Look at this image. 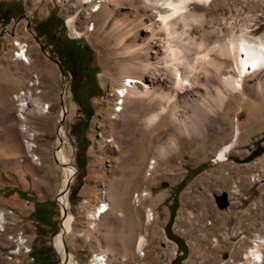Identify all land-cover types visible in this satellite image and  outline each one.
<instances>
[{
    "label": "rangeland",
    "instance_id": "obj_1",
    "mask_svg": "<svg viewBox=\"0 0 264 264\" xmlns=\"http://www.w3.org/2000/svg\"><path fill=\"white\" fill-rule=\"evenodd\" d=\"M18 2L17 17L0 21V264H35L28 249L48 246L50 264L63 263L55 246L63 221L58 193L64 177L55 159L61 100L62 146L75 167L63 243L74 263L99 264L104 256L106 264H253L244 255L257 247L264 264V248L254 245L264 238V150L245 160L264 145V69L247 72L240 88L229 90L221 77L238 76L232 59L215 47L243 30L248 40L264 41V0H187L179 10L153 0H0L10 12ZM46 17L55 33L87 48L95 68L99 95L83 112L71 100L69 74L59 73V55L34 31ZM20 47L27 60L15 55ZM170 49L188 77L183 87L175 86L173 66L165 62ZM129 75L138 78L135 88L121 98ZM145 84L149 91L137 95ZM217 90L220 109L200 125L194 106ZM20 93L28 103L23 119L15 99ZM36 103H49L48 110ZM173 113L193 121L189 135ZM237 127L233 146L218 159ZM84 141L79 178L75 159ZM222 192L228 204L219 209L214 196ZM102 203L108 208L94 220ZM31 204L46 210L48 224L29 215Z\"/></svg>",
    "mask_w": 264,
    "mask_h": 264
},
{
    "label": "bare ground",
    "instance_id": "obj_2",
    "mask_svg": "<svg viewBox=\"0 0 264 264\" xmlns=\"http://www.w3.org/2000/svg\"><path fill=\"white\" fill-rule=\"evenodd\" d=\"M154 2L161 1L162 3L171 6L174 10H179L182 7H184L185 2L187 0H153ZM209 1V0H205ZM246 30H243L240 34H238L235 37H231L228 39L225 43L221 44H216V49L217 51L225 56H229L232 59L234 69L237 73L238 77H233L231 74L228 75H223L221 77L222 82L225 84V87L229 90H236L240 88L241 85V79L247 72H253L257 70H262L264 69V41H262L260 38L258 40H248L245 38V32ZM20 50H17L16 56L18 58H21L23 60H27V56L25 55V50L20 47ZM167 59L165 62L171 63L172 67V72L175 76V81L174 84L176 87H183L184 85L188 84V77L182 76L177 68L178 64L181 62L180 55L174 50L170 49V51L167 53ZM181 64V63H180ZM158 62L154 64V66H157ZM220 66V65H219ZM219 66L216 67L218 70ZM135 75V74H133ZM138 78L135 76H128L127 78L123 79V83L120 87V93L119 96L122 98L123 96H126V91L130 90L135 83V81ZM135 88V87H134ZM149 91V87L145 84L144 89L141 91L140 89H136V94L143 96L145 93ZM22 94L20 93L19 95L15 96L16 100H19V111H18V117L20 119H23V112L24 109L27 107L28 103L27 101L24 100L21 96ZM117 99V98H116ZM222 99V94L220 90H217V95L215 98H209L206 100H201V102L194 107H196V110L198 111V114L200 115L199 119L194 118V121L200 122V125L205 124L204 122L206 121L207 116H212L215 117V111L220 109V101ZM122 102V99H120ZM118 103V102H117ZM177 104V103H175ZM35 106L39 107L41 111L46 112L49 107V103H42V104H35ZM119 106V105H118ZM117 109V108H116ZM121 109V106L118 107L117 111ZM63 109H60L59 116L62 114ZM173 120H175L176 123L179 124L181 130L189 135L191 131L189 130V125H193V121L188 122L185 118H179L176 116L174 113L172 114ZM211 118V117H210ZM197 122V123H198ZM195 123V122H194ZM199 126V125H198ZM22 131H24V126L22 125L21 127ZM238 131V127L236 128L235 132L233 133L231 141L228 143L224 144L223 147L219 150L218 153V159L222 160L225 159V153L233 146V143L236 139V134ZM193 133V132H192ZM196 134H201V130L199 129ZM64 139V138H63ZM56 150H55V159L58 161V163L62 166V171H63V184H62V189L61 192L58 193L59 201L57 203L60 204V218H62V225H60L59 231L60 233L55 237V246L57 249V252L60 255L61 262L62 264H76L74 263V259L72 261L71 254L69 252L64 253L63 251V239L62 235L70 229V222L72 220V215L68 212L67 210V200H66V191H65V185L68 181H70V177L73 173V166L71 164V159L70 156L67 154V151L65 150L64 146H62V129L60 127V124L58 125L57 129V140H56ZM27 145H32L31 143H28ZM169 146H175V143L173 141L169 142ZM154 160H152L149 164V169L152 167V163ZM138 194H136L137 197ZM142 196L146 195V192L144 191L141 193ZM107 205L105 203H102L98 208L95 210L93 214V219H97L100 214L106 211ZM148 219L150 220L151 217L148 215ZM4 219H3V212L0 211V223L3 224ZM145 245V239L144 236L141 235L138 239L137 242V252L139 255L143 256L144 252L143 247ZM254 245H260L261 247L264 248V238L258 237L254 239ZM30 251V249H28ZM261 250H259L257 247H251L249 250L245 253L244 258L249 262L253 264H259L262 263L263 261V256H262ZM33 260V257H31ZM98 263L99 264H106V261L103 257L98 256ZM96 259V260H97Z\"/></svg>",
    "mask_w": 264,
    "mask_h": 264
},
{
    "label": "trees",
    "instance_id": "obj_3",
    "mask_svg": "<svg viewBox=\"0 0 264 264\" xmlns=\"http://www.w3.org/2000/svg\"><path fill=\"white\" fill-rule=\"evenodd\" d=\"M11 6V5H10ZM18 9L16 12L11 11L7 15L0 14V21L4 24L6 23L10 18L17 17V15L21 12L20 9V2H18ZM54 25L52 24L51 17H46L43 20L37 21L34 25V31L35 33H40L47 38L48 44L53 48L51 53H56L57 55H60V53L65 52V49L68 44H76L80 45L79 52L82 55V58H84L83 64L85 69L83 71H73L69 67L63 66L62 64L60 67L64 72H68L71 75V81L69 82V92L71 96V100L78 106L79 110L83 112V109L86 107L88 99L90 97L98 96L99 95V87L95 81V68L92 66L90 69L87 67V63H89V56L87 54V48L84 47V45L79 44L77 41H73L69 38H67L64 35H60L59 33H55L53 29ZM80 93H84L86 96L83 99H80L77 95ZM87 145V141H84L82 146L77 147V155L75 159V166L77 168V171L79 173V178L82 176L84 171V148ZM264 150V145L259 147L258 151H251L247 155L245 160H250L260 152ZM76 192V188H72L68 194V200L70 203H74V199H72V194ZM35 218V221L37 223H47V216H46V210H43L41 208H38L36 206L33 207V211L29 214ZM173 217V210L170 209L169 215L167 218V221L165 223V231L169 227ZM43 232L44 227H41ZM57 230H52L53 233H55ZM176 243V241H175ZM46 248L36 249L32 247L30 249V255L33 254V261L37 264H50V258L46 251ZM179 250L182 251L184 254V249L181 245L178 247Z\"/></svg>",
    "mask_w": 264,
    "mask_h": 264
},
{
    "label": "flooded vegetation",
    "instance_id": "obj_4",
    "mask_svg": "<svg viewBox=\"0 0 264 264\" xmlns=\"http://www.w3.org/2000/svg\"><path fill=\"white\" fill-rule=\"evenodd\" d=\"M9 13H10V11H7L5 9V7H2V5L0 4V14L7 15ZM79 47H80V45H76L74 43L68 44L66 49H65V52L60 53V55H59L60 59H58L56 61L58 63V65L60 66L62 64L63 66L69 67L70 69H72L75 72L83 71L85 69L83 61H82L84 58H82V55L79 52ZM49 56L51 57V55H49ZM87 67L90 69L92 66H90L89 63H87ZM68 74L70 76V79H69V82H70L71 81V75H70V73H68ZM77 96L80 99H83V98H85L86 95L84 93H80ZM78 110H79V108H78ZM74 135L77 136V133H75V131H74Z\"/></svg>",
    "mask_w": 264,
    "mask_h": 264
},
{
    "label": "water",
    "instance_id": "obj_5",
    "mask_svg": "<svg viewBox=\"0 0 264 264\" xmlns=\"http://www.w3.org/2000/svg\"><path fill=\"white\" fill-rule=\"evenodd\" d=\"M24 18H25V17H24ZM25 20H26V18H25ZM55 63H56V65H57L58 69H59V73L61 74L62 77H64V71H63L62 68L58 65L57 62H55ZM62 92H63V83H61V88H60V98H61V94H62ZM60 108L63 109V112H62V114L60 115V117H59V119H58V124H60V123L62 122V120H63V116H64V112H65V108H64V105H63V103H62V100L60 101ZM72 166H73V165H72ZM73 169H74V170H73V173H74V171H75V167H74V166H73ZM73 173H72V175H73ZM72 175H71V177H70V180H71V178H72ZM68 182H69V181H68ZM68 182H67L66 185H65V191H67ZM162 186H164V184H162ZM214 202H215V205H216L219 209H222V208L226 207L227 204H228V201H227V199H226V194H225L224 192H222L221 194L215 195V196H214ZM60 216H61V215H59V218H60ZM62 239H63V235H62ZM63 251H64V253L67 254V249H66V247H65L64 244H63Z\"/></svg>",
    "mask_w": 264,
    "mask_h": 264
},
{
    "label": "crops",
    "instance_id": "obj_6",
    "mask_svg": "<svg viewBox=\"0 0 264 264\" xmlns=\"http://www.w3.org/2000/svg\"><path fill=\"white\" fill-rule=\"evenodd\" d=\"M32 205V204H31ZM33 205L31 206V208H30V212H29V214L33 211ZM35 264H37V263H35Z\"/></svg>",
    "mask_w": 264,
    "mask_h": 264
},
{
    "label": "built area",
    "instance_id": "obj_7",
    "mask_svg": "<svg viewBox=\"0 0 264 264\" xmlns=\"http://www.w3.org/2000/svg\"><path fill=\"white\" fill-rule=\"evenodd\" d=\"M29 253H30V251H29Z\"/></svg>",
    "mask_w": 264,
    "mask_h": 264
}]
</instances>
